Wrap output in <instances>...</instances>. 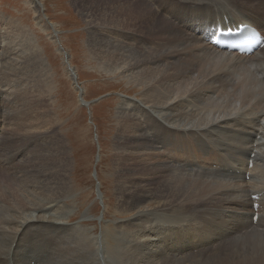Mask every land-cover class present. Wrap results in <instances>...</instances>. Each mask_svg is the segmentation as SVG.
<instances>
[{"label": "bare ground", "instance_id": "6f19581e", "mask_svg": "<svg viewBox=\"0 0 264 264\" xmlns=\"http://www.w3.org/2000/svg\"><path fill=\"white\" fill-rule=\"evenodd\" d=\"M224 1L226 4L210 7L205 2L187 5L184 1V8L172 14L168 0H112L106 2L111 7L109 14L113 13L119 17L116 20L130 26V21H135L139 26L144 25V29L108 24L89 26L94 51L105 54L110 68L122 67L123 75L129 73L126 77L145 89L144 105L124 101L120 108L124 128L119 138L125 155L149 148L168 152L167 161L160 159L162 152H159L151 155L154 157L151 162L144 161L146 154L142 157L137 153L135 157L141 156L142 161L131 163L133 167L124 165L120 170L125 180L119 186L124 194L122 207L137 210L135 223L130 226L138 227V222L149 223V228L155 226L159 229L153 233L155 239L150 243H134L128 238L134 239L141 231L119 236H113L112 231L104 234L102 241L95 238L94 243L81 229L69 227L73 211L66 213L67 202L63 200L70 186L67 183L69 157L63 143L55 144L52 139V143L48 140L51 145L46 155L34 159L22 171L13 167L15 170L10 174H14V179L2 177L7 181L3 182L4 189L0 184V197L8 206L0 205V264H184L192 256L207 254L215 248L218 254L224 246L237 252L220 260L210 253L209 258L191 264H264V156L263 150L260 152L264 148V48L250 57L232 56L210 43L218 30L240 31V26L244 28L242 34L256 30L264 35V0H252L258 5L260 15L255 14L257 8L243 13L235 8L238 6L235 0ZM174 23L198 38L199 41L194 40L196 45ZM16 27L11 34L21 40L16 43L12 37L8 46H0V73L9 70L10 77L21 75V81L28 78L33 82L45 73L46 64L35 45L24 43L28 33ZM119 29L130 34H120ZM188 56L191 60L186 59ZM198 61L202 65L196 72ZM214 63L219 64L215 70L211 69ZM204 69L211 73H205ZM230 76L238 82L231 81ZM35 86L42 87L39 83ZM218 90L224 92L221 102L206 94ZM10 98H4V103H10ZM35 98L27 103V109L41 106L45 96L39 93ZM135 107V116L126 112ZM3 108L6 122L9 110ZM47 114L46 110L42 111V117ZM239 116L248 117L235 120L232 125L236 126L230 127L229 120ZM17 125L4 130L1 136L3 159L9 167L21 153L16 146L27 147L54 135L51 124L35 130ZM223 128L231 135L227 142L218 134V129ZM191 153H194L192 157ZM172 154L174 159L170 158ZM193 163L199 166L193 170L195 173H184ZM9 167L2 166V169ZM29 187L34 191H29ZM152 201L158 202L155 213L149 212L146 206ZM216 203L220 205L219 210L210 205ZM163 213L166 216L159 215ZM217 216H221L219 223H216ZM52 221L58 223L51 229L44 228ZM232 237L234 241L230 242ZM21 252L26 253L25 258ZM183 258L187 259L182 263Z\"/></svg>", "mask_w": 264, "mask_h": 264}, {"label": "rangeland", "instance_id": "374dc122", "mask_svg": "<svg viewBox=\"0 0 264 264\" xmlns=\"http://www.w3.org/2000/svg\"><path fill=\"white\" fill-rule=\"evenodd\" d=\"M111 1L112 0H0V40H5L4 42L0 41V46H8V44H10L13 40L12 37L15 39L14 42L19 43L21 40L20 37L17 38L12 34L16 26V28H23L28 33L24 43L26 42V44L35 45L40 50L46 64L45 73L47 72L46 74L44 73L45 75L43 74L41 76V78L43 77L42 79L38 78L33 80V82H31L30 79L28 80V78L21 81V75L17 76L16 78L10 77L9 70H5V74L0 73V75H2L0 76V158L2 161H5L2 155L4 151V145L1 142V136L2 132L7 128H15L17 124V127L22 125L29 126V129L31 130H33V128L34 130L37 128L39 129V127L43 126H52L54 132V135H52L53 138L43 139L39 142L36 141L33 144H29L27 147L24 145L16 146V148H20L19 152L21 153L15 159H13V163L10 164L11 167L8 166L6 161H0V184H2L1 186L4 189L3 182H6L7 180H3L2 177L8 176L10 179H14V174H10L13 170L20 168L18 170L22 171L25 166L31 165L34 159L37 158L39 160L41 155H46L48 152L47 150L49 149L52 142H55V144L58 143L60 145L63 143L65 149H67L66 153L68 154L70 164L67 174V183L70 185H67L69 191L63 195L64 202H67L65 205L67 206L66 211H73V214H71L73 215V219L69 227L73 226V228L76 230L81 229L84 231V233H87L90 238L94 239V243L96 242L95 238H98L100 241H102L104 234H110L112 231L115 232L112 234L113 236H119L121 233H128L130 231H141L138 232L137 236H135V240L133 238V240L131 238H128V240L134 243H146L148 241L150 243L155 239L153 233L156 234L159 229L154 228L155 226L149 228L151 225L149 223L146 224L145 222H138V225L140 224L138 227L130 226V223H135L133 219L136 216L135 212H137V210L133 211L132 209H126L122 207V203L124 201L122 196L124 194H121L122 190H120L119 186L122 187L125 180L120 176V170L122 167H124V165L133 167L130 165L131 163L134 165L138 161L141 162L144 154H146V156L144 155L146 158H144L145 162L153 161L154 157L151 155L157 154L159 152H162L161 154L163 158L160 159H165L164 161H167L168 152L164 149H142L137 151V153H140L142 157L140 156V158H137L135 157L137 154L136 152H132L130 156L127 154L125 155L126 150L122 148L123 145L120 143V131L124 128V126L121 125L123 121H121L122 118L120 115V108L124 106L123 104L125 102H132L135 105L142 103L141 105H144L142 101V95L145 94V89L141 85L133 83L134 81L131 80L130 77L127 78L126 76H128L129 73H125L123 75V72H121L123 71L122 67L119 66L120 68H110L111 64L108 62V57L105 54H100V52L94 51L91 46V33L89 31V26H103L108 24L110 26L116 25L124 28L129 26V29L132 30H143L144 25L139 26L137 22L130 21V26L124 23L122 20H116L119 19V17L116 18V16H113V13L109 14L108 9L111 7L106 5V2L111 3ZM184 1H186L187 5H196L198 1L205 2L208 7L220 6L223 3L226 4L224 0H179L178 2L176 0H168L172 14L179 11V8L183 6ZM235 1L238 4V6L235 8L239 9L241 12L246 13L248 10L257 8L255 10V14L260 15L261 11L258 9V5L255 4L254 1ZM121 4L124 3L121 2ZM183 8L184 7H182V9ZM176 26L178 30H181L178 25ZM119 30L120 34H130L123 31L122 29ZM181 31L182 34H187V38L193 45H196L194 40H198V38L190 35L185 30ZM4 43L7 44L5 45ZM203 48L217 52L214 49L208 48L206 46ZM233 54L235 53H232V56ZM195 55L199 56L198 54ZM186 59L191 60L190 56L186 57ZM197 64L198 65L195 70L196 72L202 65L199 61ZM216 67H219L218 63H214L211 69L215 70ZM203 71L208 74L211 73L206 69ZM6 75L9 77H4ZM12 78L15 79V81H13ZM230 79L232 81L235 78L230 76ZM236 81L237 80H234L235 83L238 82ZM15 82L18 83L15 84ZM36 83H39L42 87L36 88ZM182 83H186V81H183ZM32 87L35 91L32 89ZM28 88L31 90H27ZM216 92L211 93L210 91H207L206 94L221 102L224 99L222 96V93L224 92L221 90ZM39 93H43L45 96L43 102L40 103L41 106L36 108L34 107V109H32V107L31 109H27V103L35 100V97H37ZM218 96L222 98H218ZM4 98H10L12 101L10 103H4ZM3 106L7 107V110H9V121L6 122L3 120ZM20 108L23 111L22 114ZM43 110H46L48 113L46 117H42ZM135 110L136 107L131 110L129 109L126 112L131 116H135ZM36 112L37 114H33ZM258 112L260 114L262 113L261 111ZM24 114L26 115L24 116ZM20 116L23 117L20 118ZM245 117L248 116L232 118L229 120L228 125L230 127H234L236 125H232V123L235 120ZM43 118L48 120V122ZM202 131H204V129ZM218 134L222 138L223 142H227L226 140H230L231 138V135L227 134L225 128L218 129ZM153 139L155 140V137H153ZM48 140L50 142L52 140V142L50 143ZM39 146L41 148H39ZM161 146L164 147V145ZM168 147L171 148V146ZM201 149L202 150L200 151L203 152L204 148L201 147ZM260 152H262L261 154L264 156V148L260 149ZM193 155L194 153H191V157ZM170 158L174 159L175 154H172ZM126 159H128V161ZM2 166L9 168L2 169ZM13 167H15V169ZM196 168H199V166L193 163V166L186 169L184 173L194 174L195 172L193 170ZM248 176L249 175H247V179H249ZM28 189L29 191L33 190L31 187ZM236 192L239 194L241 190ZM233 194L237 196L235 191ZM215 200H218V198ZM0 205L5 207L8 206L7 201H5V199L3 200V197H0ZM157 205V201H152L146 206L148 207L149 212L151 211V213H155V211L159 208H157ZM210 205H212L215 210L220 209V205L218 203ZM69 211L66 213L69 214ZM40 212L41 210L38 213ZM172 212H179V210H174ZM159 215L166 216L164 213ZM233 216L236 217L235 215ZM220 220L221 216H217L216 223H219ZM56 223L58 222L52 221L50 223H46L44 228L51 229V226ZM246 228L249 229V226L247 225ZM79 233L80 232H78V234ZM39 236H41V233H39ZM80 236L82 237V234ZM230 236L233 235L231 234ZM233 238L234 237H232L230 242L234 241ZM217 250L218 249L215 248L214 250L207 252V254H196L195 256H192L193 258H183L180 259V261L183 263L187 259L184 264H191L192 262L195 263L197 261L209 258L210 253L216 254L220 260L237 252L226 249L225 246L220 248L221 252L218 254ZM21 255L23 258H25L26 253L21 252Z\"/></svg>", "mask_w": 264, "mask_h": 264}, {"label": "water", "instance_id": "95a60500", "mask_svg": "<svg viewBox=\"0 0 264 264\" xmlns=\"http://www.w3.org/2000/svg\"><path fill=\"white\" fill-rule=\"evenodd\" d=\"M70 71H71V69H70ZM80 97H82V96H80Z\"/></svg>", "mask_w": 264, "mask_h": 264}]
</instances>
